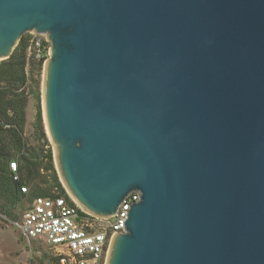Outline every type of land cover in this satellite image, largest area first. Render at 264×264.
I'll return each instance as SVG.
<instances>
[{
	"label": "water",
	"instance_id": "1",
	"mask_svg": "<svg viewBox=\"0 0 264 264\" xmlns=\"http://www.w3.org/2000/svg\"><path fill=\"white\" fill-rule=\"evenodd\" d=\"M28 32L61 185L139 194L104 264H264V0H0V61Z\"/></svg>",
	"mask_w": 264,
	"mask_h": 264
},
{
	"label": "trees",
	"instance_id": "2",
	"mask_svg": "<svg viewBox=\"0 0 264 264\" xmlns=\"http://www.w3.org/2000/svg\"><path fill=\"white\" fill-rule=\"evenodd\" d=\"M28 48V39L24 35L9 58L0 61V211L2 214L10 213L22 201L31 202L35 197H63L69 206H74L58 179L51 146L43 128L40 71L47 56L30 64L27 59ZM26 66H30V73H27ZM29 96L36 102L34 115L36 133L47 146L46 149L38 151L27 148L23 138L25 110ZM10 162L16 163L15 173L9 168ZM14 175L18 177L16 181L13 180ZM46 177H49L51 188L57 190L56 195L37 187L36 184L44 182ZM21 188L27 192L31 188V191L24 193Z\"/></svg>",
	"mask_w": 264,
	"mask_h": 264
},
{
	"label": "built area",
	"instance_id": "3",
	"mask_svg": "<svg viewBox=\"0 0 264 264\" xmlns=\"http://www.w3.org/2000/svg\"><path fill=\"white\" fill-rule=\"evenodd\" d=\"M26 34L33 59L39 61L48 56L47 36ZM9 168L15 173L16 163L10 162ZM17 179L14 175L13 180ZM20 190L27 192L24 188ZM138 200L139 194L131 192L115 216L102 219L88 215L75 204L69 206L63 197H35L13 224L27 244L38 240L46 245L50 255L35 257L29 247L23 252L25 257L19 256L9 264H104L109 241L115 233L125 232L128 211ZM1 218L7 220L6 216Z\"/></svg>",
	"mask_w": 264,
	"mask_h": 264
},
{
	"label": "rangeland",
	"instance_id": "4",
	"mask_svg": "<svg viewBox=\"0 0 264 264\" xmlns=\"http://www.w3.org/2000/svg\"><path fill=\"white\" fill-rule=\"evenodd\" d=\"M27 36L28 43L29 38L27 34H24ZM22 35V36H24ZM27 59L29 60V63L31 64L32 61L35 62L32 55L30 54L29 48L27 49ZM48 59H45V61ZM44 61V63H45ZM44 63L41 68L40 73V79H41V111H42V83H43V67ZM27 73H30V66H26ZM35 75V73H34ZM28 91V90H27ZM36 102L32 97H28L27 106H26V121L24 125V131H23V138L25 140L27 148L35 149V150H41L46 149L47 146L44 145L43 140H40L38 137V134L36 133V127L34 125V115L36 112L35 109ZM43 119V115H42ZM44 128V123H43ZM45 132V131H44ZM46 134V133H45ZM47 140L49 139L46 135ZM50 141V140H49ZM51 146V150L53 152V148L51 143H49ZM54 160V158H53ZM37 187L41 190L47 191L51 194L56 195L57 190L55 188H51L49 177H46L44 182H38ZM31 191V188L28 189V192ZM27 192V193H28ZM66 192V191H65ZM26 193V194H27ZM67 194V193H66ZM70 198V197H69ZM28 201V202H27ZM22 201L19 203L15 208H13L10 213L8 214H2L0 211V263L1 264H9L10 261H17L19 256L23 255L24 251H27L30 247V251L33 252L35 257H44L45 255H50V252L48 251L46 245L44 243L39 242L38 240H31L30 244H27L26 241L21 237L18 230L15 228L13 222L18 220L24 211L26 207L30 204V201ZM73 202V201H72ZM74 203V202H73ZM1 216H6L7 220H3ZM25 257V256H22Z\"/></svg>",
	"mask_w": 264,
	"mask_h": 264
},
{
	"label": "bare ground",
	"instance_id": "5",
	"mask_svg": "<svg viewBox=\"0 0 264 264\" xmlns=\"http://www.w3.org/2000/svg\"><path fill=\"white\" fill-rule=\"evenodd\" d=\"M43 73H44V67H43ZM62 186H63V188L65 189V191H66V193H67V195L70 197V195H69V193L67 192V190H66V188L64 187V185H63V183H62ZM70 199L74 202V204L78 207V208H80L81 210H83L71 197H70ZM84 211V210H83ZM85 212V211H84Z\"/></svg>",
	"mask_w": 264,
	"mask_h": 264
}]
</instances>
